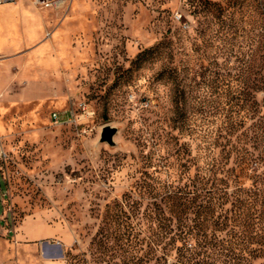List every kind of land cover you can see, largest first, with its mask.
<instances>
[{"label":"rangeland","instance_id":"374dc122","mask_svg":"<svg viewBox=\"0 0 264 264\" xmlns=\"http://www.w3.org/2000/svg\"><path fill=\"white\" fill-rule=\"evenodd\" d=\"M1 9L0 26L15 32L0 37V264H158L150 223L125 196L144 211L197 185L235 144L262 152L252 138L263 83L249 66L262 62L264 0H16ZM220 14L233 40L221 36ZM55 112L75 118L56 123ZM105 126L118 130L114 146L101 142ZM254 170L264 167L230 180V191L251 188ZM116 204L131 214L123 240ZM161 262L178 263L174 253Z\"/></svg>","mask_w":264,"mask_h":264},{"label":"trees","instance_id":"16d2710c","mask_svg":"<svg viewBox=\"0 0 264 264\" xmlns=\"http://www.w3.org/2000/svg\"><path fill=\"white\" fill-rule=\"evenodd\" d=\"M226 17L224 15L220 19V34L226 40H233L237 31L233 25L225 24ZM159 46L144 51L140 57ZM261 49L259 69L254 71L253 65L249 69L251 74L261 75L264 92V45ZM254 54L251 55L252 59ZM260 124L257 126L261 131L257 135H260L252 139L263 146L262 152H253L247 142L235 144L227 152L223 151L227 154L225 164L223 160L213 159L202 170L197 185L188 186L186 190H169L162 196L160 203L154 202L144 211L141 201L131 203L125 196L126 206L130 205L133 209L136 204L133 209L135 215H141L150 223L151 250L156 256L157 252L163 253L157 256L158 264H163L161 261L173 253L177 264H215L211 259L216 253L227 257L225 264H248L249 258L264 257V170L261 173L254 170L256 174L250 175L253 179L251 188L246 189L237 184L230 191V180L239 182L241 177L249 175L252 168L259 170L264 167V115ZM253 147L257 150V146ZM232 157L234 167L225 169ZM155 191L152 190V195L157 200L160 194ZM229 203L231 208H226ZM119 206L116 204L111 217L120 221L114 233L119 240H123L131 235L129 230L133 227L126 221L131 214L122 205L118 210ZM105 235L108 239L110 234L106 231Z\"/></svg>","mask_w":264,"mask_h":264},{"label":"built area","instance_id":"2783aa9c","mask_svg":"<svg viewBox=\"0 0 264 264\" xmlns=\"http://www.w3.org/2000/svg\"><path fill=\"white\" fill-rule=\"evenodd\" d=\"M16 0H0V7L14 3ZM75 116L72 114H60L55 112L53 115V119L55 120L56 123H65V122H70L73 121ZM6 156V153L3 150H0V158H3Z\"/></svg>","mask_w":264,"mask_h":264},{"label":"water","instance_id":"95a60500","mask_svg":"<svg viewBox=\"0 0 264 264\" xmlns=\"http://www.w3.org/2000/svg\"><path fill=\"white\" fill-rule=\"evenodd\" d=\"M118 130L115 127L105 126L101 133V142H106L112 146L115 145V135L117 134Z\"/></svg>","mask_w":264,"mask_h":264},{"label":"crops","instance_id":"0c3cea01","mask_svg":"<svg viewBox=\"0 0 264 264\" xmlns=\"http://www.w3.org/2000/svg\"><path fill=\"white\" fill-rule=\"evenodd\" d=\"M13 4H15V2L11 3V4L4 5V6H1L0 7V8H2L1 11L4 8L6 9L7 7H11ZM0 13L3 14L2 12H0ZM6 17H7V20H11V21H7V22H13V18L10 15L9 16L6 15ZM14 32H15V29L13 27L12 28H6V27L0 26V37L6 38V35L9 36L11 34H14ZM59 237H61V236H59ZM63 243H67L66 240H64ZM52 264H55V263L52 262Z\"/></svg>","mask_w":264,"mask_h":264}]
</instances>
